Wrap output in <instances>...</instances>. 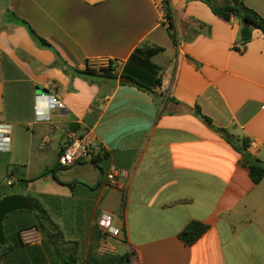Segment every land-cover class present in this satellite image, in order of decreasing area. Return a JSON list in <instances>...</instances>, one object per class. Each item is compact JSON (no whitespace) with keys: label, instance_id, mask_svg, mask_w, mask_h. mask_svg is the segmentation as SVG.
Segmentation results:
<instances>
[{"label":"crops","instance_id":"0c3cea01","mask_svg":"<svg viewBox=\"0 0 264 264\" xmlns=\"http://www.w3.org/2000/svg\"><path fill=\"white\" fill-rule=\"evenodd\" d=\"M163 1L0 0V122L11 128L9 150L0 152V200L31 196L65 241L56 247L34 210L15 211L3 221L0 264H64L72 243L77 264H115L127 252L130 264H264V177L254 184L240 155L193 113L198 106L216 128L248 138L264 162L263 36L253 30L242 47L235 18L169 0L173 45ZM244 2L264 18V0ZM148 42L163 48L152 59L161 77L155 97L54 66V52L78 70L121 65ZM49 95L64 110L39 121L34 107L44 110ZM88 131L91 150L107 154L103 171L90 160L58 166L59 152ZM112 169L127 178L110 184ZM106 216L117 236L99 226ZM192 222L207 230L186 246L179 235Z\"/></svg>","mask_w":264,"mask_h":264},{"label":"trees","instance_id":"16d2710c","mask_svg":"<svg viewBox=\"0 0 264 264\" xmlns=\"http://www.w3.org/2000/svg\"><path fill=\"white\" fill-rule=\"evenodd\" d=\"M185 1H200L205 4L210 11L225 22H230L235 18L239 23L238 43L244 47L252 39V31L258 30L264 39V18L254 9L248 7L244 0H185ZM164 18L167 24V32L173 45L177 44L176 36L173 31V14L169 4V0L163 1ZM199 27H206L203 23L196 21ZM30 37L41 48L52 50L50 44L43 38L39 37L30 26L23 22ZM196 32V31H195ZM239 50V48H236ZM163 52V48L159 46H152L142 44L137 47L129 56L127 61L120 66L109 61L105 68L94 69L86 67L85 70H78L69 68L62 60H60L58 53L56 55V62L54 66L60 67L67 75H77L83 77H97L102 79L117 80L121 77L127 79L126 84L136 88L139 91L145 92L152 97H155L154 89L161 85V77L159 75V67L153 63L152 59ZM193 113L202 120L209 128H211L220 137L226 140L232 148L240 155L241 165L247 169L249 177L254 184H258L264 177V162L254 157L249 152L250 140L246 137H239L228 132L224 128H216L209 117L205 116L198 106L193 108ZM60 154V152H59ZM58 154V156H59ZM90 161L94 163L100 171H103L99 163L107 156L106 153L99 150L94 153L90 148ZM57 165L62 167L57 160ZM56 167H52L50 172L53 174ZM13 170L7 175L10 177ZM32 205L36 212L38 226H40L47 234L51 242L57 247L64 244L65 241L58 228V226L51 220L47 212L43 209L41 204L31 196L25 197ZM124 208V197H122V206ZM207 230V226L198 222L188 224L180 233V240L186 245L191 246L196 242ZM66 256H61L64 264H77V244L72 243ZM134 254L132 252L124 253L117 258L115 264H130Z\"/></svg>","mask_w":264,"mask_h":264},{"label":"built area","instance_id":"2783aa9c","mask_svg":"<svg viewBox=\"0 0 264 264\" xmlns=\"http://www.w3.org/2000/svg\"><path fill=\"white\" fill-rule=\"evenodd\" d=\"M161 12L163 8L160 7ZM165 19V18H164ZM120 66V64H116ZM44 98V96H37L36 99ZM47 107L41 110L36 104L34 107L37 120L43 122L51 121L52 111H62L64 110V104L54 95L46 96ZM10 132L11 128L8 124L0 122V152H6L9 150L10 146ZM95 139L91 132H85L81 136L73 137L71 141L60 151L58 156V163L63 167L67 168L75 164L80 160H90V148L94 143ZM127 173L124 170L112 169L106 175L107 181L114 185L117 179H126ZM111 218L106 216L99 222V226L108 234L112 236H117L119 234L118 230H114L110 226Z\"/></svg>","mask_w":264,"mask_h":264},{"label":"water","instance_id":"95a60500","mask_svg":"<svg viewBox=\"0 0 264 264\" xmlns=\"http://www.w3.org/2000/svg\"><path fill=\"white\" fill-rule=\"evenodd\" d=\"M119 83H126L127 79L121 77L118 79ZM33 210L31 203L22 196L10 195L3 197L0 200V246L5 244V237L3 232V221L5 217L15 211Z\"/></svg>","mask_w":264,"mask_h":264},{"label":"rangeland","instance_id":"374dc122","mask_svg":"<svg viewBox=\"0 0 264 264\" xmlns=\"http://www.w3.org/2000/svg\"><path fill=\"white\" fill-rule=\"evenodd\" d=\"M1 6V5H0ZM147 45H152V46H157V45H155L154 43H151V42H148V43H146ZM107 66V63L106 64H97L96 65V67H97V69H101V68H105ZM101 167H103L104 168V166H101Z\"/></svg>","mask_w":264,"mask_h":264}]
</instances>
